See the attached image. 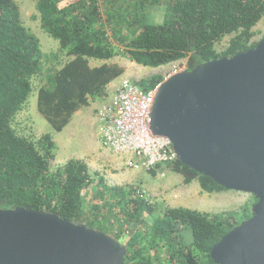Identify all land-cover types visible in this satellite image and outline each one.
Segmentation results:
<instances>
[{
	"label": "trees",
	"instance_id": "trees-1",
	"mask_svg": "<svg viewBox=\"0 0 264 264\" xmlns=\"http://www.w3.org/2000/svg\"><path fill=\"white\" fill-rule=\"evenodd\" d=\"M63 1L33 0L40 27L69 57L37 90V111L54 131H61L79 108L107 98L108 84L124 72L106 62L116 55L154 68L186 59L184 69L190 70L254 48L259 41L252 40L253 27L264 16V0ZM152 7L164 11L159 21L149 17ZM228 35L227 46L217 52L215 44ZM42 58L39 38L23 24L17 2L0 0V208L44 210L122 237L123 264H214L211 246L252 216L257 199L252 195V204L239 211L160 210L138 187L108 186L83 160L54 166L50 134L34 141L12 127L33 89L32 78L43 70ZM91 59L101 63L90 65ZM164 79L152 74L136 83L146 92ZM166 153L155 167L165 165L182 176L183 184L196 180L207 193L226 190Z\"/></svg>",
	"mask_w": 264,
	"mask_h": 264
},
{
	"label": "water",
	"instance_id": "water-1",
	"mask_svg": "<svg viewBox=\"0 0 264 264\" xmlns=\"http://www.w3.org/2000/svg\"><path fill=\"white\" fill-rule=\"evenodd\" d=\"M153 136L226 190L252 194V216L211 246L214 264H264V37L254 48L167 76L155 87ZM113 236L27 206L0 208V264H123Z\"/></svg>",
	"mask_w": 264,
	"mask_h": 264
},
{
	"label": "rangeland",
	"instance_id": "rangeland-1",
	"mask_svg": "<svg viewBox=\"0 0 264 264\" xmlns=\"http://www.w3.org/2000/svg\"><path fill=\"white\" fill-rule=\"evenodd\" d=\"M15 1L20 8L23 24L39 38L43 54V70L41 74L32 78L33 89L24 108L13 120L12 127L19 135L34 141L44 134H50L54 142L52 163L54 166L63 165L70 158L83 160L91 171L98 172L104 178L108 186L130 184L138 187L148 200L157 204L160 210L164 207H186L201 212L216 213L229 210L239 211L244 205L252 204V194L247 192L223 190L217 193H207L200 190L196 180L189 184H183L182 176L170 171L165 165L159 168L154 166L156 162L164 160L161 158L163 154L155 148L148 151L143 160L135 159L139 168L129 167L126 162L127 155L115 154L99 141L97 108L106 99L91 101L88 106L79 108L72 114L70 121L61 131H54L37 111V90L46 76L58 69L69 57L59 48L57 40L40 27L33 0ZM66 1L68 0H64L62 3ZM99 4L103 5V1H100ZM163 13L164 11L162 12L160 7H152L148 12L149 17L153 16V19L158 21ZM253 30L255 35L252 40H261L264 35V16L256 23ZM230 37L231 35L224 36L215 44L217 52L227 46ZM94 62L100 63L101 61ZM106 62L116 63L124 69V72L111 82L115 85L123 79L136 82L152 74H161L166 78L174 71L184 70L186 59L155 68L132 62L122 54H118ZM90 65H93V59H91ZM109 90L108 88L107 91ZM150 169L155 171V175L149 172ZM149 218H145V223L150 220ZM140 227L145 228V224H140ZM119 242L123 243L124 238L121 237Z\"/></svg>",
	"mask_w": 264,
	"mask_h": 264
},
{
	"label": "built area",
	"instance_id": "built-area-1",
	"mask_svg": "<svg viewBox=\"0 0 264 264\" xmlns=\"http://www.w3.org/2000/svg\"><path fill=\"white\" fill-rule=\"evenodd\" d=\"M109 89L106 100L97 108V134L104 147L127 155V165L134 169L139 168L135 159L143 160L153 148L163 154L162 159L167 158L166 152L174 153L171 143L153 136L149 128L155 88L145 92L136 82L123 79Z\"/></svg>",
	"mask_w": 264,
	"mask_h": 264
},
{
	"label": "crops",
	"instance_id": "crops-1",
	"mask_svg": "<svg viewBox=\"0 0 264 264\" xmlns=\"http://www.w3.org/2000/svg\"><path fill=\"white\" fill-rule=\"evenodd\" d=\"M90 61H91V60H90ZM94 61H96V60H93V65H98V64L101 63V62H100V63H96V62H94ZM111 82H112V81H111ZM111 82L108 84L107 89L110 88V86H115V85H117V84H115V85H114V84H111Z\"/></svg>",
	"mask_w": 264,
	"mask_h": 264
}]
</instances>
